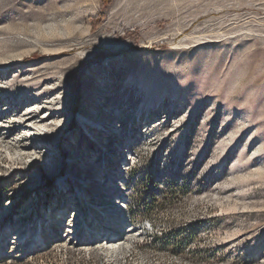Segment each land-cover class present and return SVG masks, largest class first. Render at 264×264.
Segmentation results:
<instances>
[{"label":"rangeland","instance_id":"obj_1","mask_svg":"<svg viewBox=\"0 0 264 264\" xmlns=\"http://www.w3.org/2000/svg\"><path fill=\"white\" fill-rule=\"evenodd\" d=\"M0 193V264H264V0H0Z\"/></svg>","mask_w":264,"mask_h":264},{"label":"bare ground","instance_id":"obj_2","mask_svg":"<svg viewBox=\"0 0 264 264\" xmlns=\"http://www.w3.org/2000/svg\"><path fill=\"white\" fill-rule=\"evenodd\" d=\"M35 113H36V111L27 114V116L26 115L23 116V118L25 119V121L23 122V125L22 126H20V127H12V128H5V130L8 131V133H9L10 136L14 135L15 133H17V132H19L21 130H24L27 133H29L30 135H33L35 138L36 137L38 138L41 135L42 136H45V137H48L49 136L48 129H47L48 127H46V125H44V123L47 122V120L49 118H51L52 115H47L46 117H43L42 119L38 120V114H35ZM88 114H89L88 117L90 115H93V113H88ZM29 115H31V116H29ZM33 120H38V121H35V123H32ZM87 122H88V119L83 118V117L80 120V123L83 125V127L85 128V130H87V131H84V132H86L87 134L89 133V136L92 138L91 140H93V141H90L89 142V144L92 145V146L93 145L94 146H97L98 144H101L103 146V144L101 143V139H103V136L104 135H107L109 133L110 134H115L113 132V130H115V129H110V131L108 130L110 128L109 126H107L108 129L106 128L104 130L101 129L99 132H97V131L96 132H93V130H94L93 129V126L89 125ZM100 137H101V139H98ZM39 145L42 146L43 144L39 143ZM37 149H39V147H38L37 144H32L31 146L25 148V150L27 152H34ZM105 149H107V148L105 147ZM106 156H108L109 159H105ZM98 157H99L98 158V162H104V160L107 161V160H110V159L113 162H116V161H114L115 160L114 156L112 157L110 154L102 155V156L100 155ZM84 158L85 157L78 156V159H81L82 160ZM126 160L130 161L132 159H131V157H128ZM78 167H79L78 170L80 169L79 172H83L85 169H87L88 171H90V167L87 166L86 164H85V167L84 168H81V165H79ZM75 172H77V171H75ZM95 172L96 173L92 176V178L89 175L84 174L83 175V178L80 180V184L83 185L87 180H91V179L94 180L95 182H97V180L98 181L102 180L103 183L110 182L112 185H114V189L117 190V187H115V185H116V180L115 179H116L117 173H116V175L114 177L112 176V178H110V175L108 174L107 171H106L107 173L105 172L103 174L104 176L103 175L101 176L100 174H102V173H100L99 171L98 172L95 171ZM70 177L72 178L73 184L76 183L75 180L77 179V176H70ZM84 178L86 179V181L84 180ZM50 181L52 182V179ZM60 185H62V184H60ZM60 185H59V187H60ZM108 185H109V183H108ZM70 187H71V185H70ZM70 187H69V189H70ZM74 188H75V192L74 193H75V196L76 197L78 196V198H77L78 200L81 199L80 201H83L84 199H86V201L84 200L85 207L83 209V211H85V213H86V217H91V215H92L93 218H96V219H99V220H102L103 221V220L106 219V218L103 217V215H102L103 213H106L108 211V214H111L115 210L123 211L124 208H125L124 203L121 202L120 199H118V198L112 199V200H108L107 201L108 203L104 201V203H106V204L105 205H102L101 204L102 202H100V200H102V198L105 199V196H99L98 195L99 192L97 193V195H96V192L97 191H95L94 193L91 192L88 195L87 194H83V192L80 190V186H78L77 183H76V187H74ZM85 188L86 189L88 188V189H91V190L93 189L92 188V185H88ZM101 191H104V190L101 189ZM95 197L96 198L98 197L99 201L96 200ZM89 206L93 207L94 209L91 211L89 209ZM104 208H106V209H104ZM80 209L81 208H79V210ZM95 210H97V213H101V212H98V210H100V211L102 210V213L99 214L101 216L100 218H97L96 217L97 214L95 213ZM93 213L96 214V215L93 216ZM70 215L72 216L71 217V220L72 221L70 220L71 223L73 224V225L71 224V226H73L72 227L73 228L72 230H75L74 229L75 227H77V226L79 227L80 225L84 224V220H83L81 214L80 215H79V213L78 214H74V212H73ZM113 215H115V214H113ZM93 218H91L92 224L91 225H88V226L86 225V229L88 230L87 232H89L88 233V238L90 239V238L96 237L98 244L103 245L102 247L107 246V245H113V244L117 243L121 238H123L124 235H126L129 232V228H130V223L131 222L130 223H127L125 225L126 226V230L124 231V233H123L124 235H123V234L120 233V231L116 230L115 227H117V226H116L115 221L113 223H112V221H110V222H108L109 224H107L106 222L97 221V220H94ZM119 221L121 223V220H119ZM76 222H78V223H76ZM71 234L72 233L70 232L68 234V236L71 235ZM15 236L16 237L14 239L15 240H18V239L22 238L24 235H22V233H18Z\"/></svg>","mask_w":264,"mask_h":264},{"label":"trees","instance_id":"obj_3","mask_svg":"<svg viewBox=\"0 0 264 264\" xmlns=\"http://www.w3.org/2000/svg\"><path fill=\"white\" fill-rule=\"evenodd\" d=\"M45 183L47 184V185H49L50 186V184H52V182L50 181V180H45ZM2 194L0 193V196H1Z\"/></svg>","mask_w":264,"mask_h":264}]
</instances>
